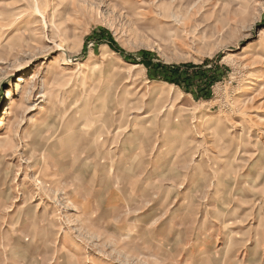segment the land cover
Wrapping results in <instances>:
<instances>
[{
  "label": "rangeland",
  "instance_id": "374dc122",
  "mask_svg": "<svg viewBox=\"0 0 264 264\" xmlns=\"http://www.w3.org/2000/svg\"><path fill=\"white\" fill-rule=\"evenodd\" d=\"M0 120V264H264V0H0Z\"/></svg>",
  "mask_w": 264,
  "mask_h": 264
},
{
  "label": "bare ground",
  "instance_id": "6f19581e",
  "mask_svg": "<svg viewBox=\"0 0 264 264\" xmlns=\"http://www.w3.org/2000/svg\"><path fill=\"white\" fill-rule=\"evenodd\" d=\"M138 65H133V67H137ZM2 124V120H0V125ZM0 143L4 147H11V141H6V140H0Z\"/></svg>",
  "mask_w": 264,
  "mask_h": 264
}]
</instances>
